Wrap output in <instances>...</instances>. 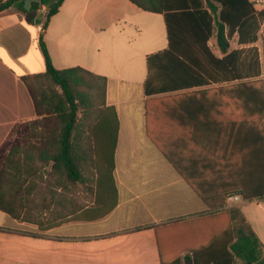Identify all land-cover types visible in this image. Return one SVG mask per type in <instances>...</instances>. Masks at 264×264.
Returning <instances> with one entry per match:
<instances>
[{"label":"crops","instance_id":"0c3cea01","mask_svg":"<svg viewBox=\"0 0 264 264\" xmlns=\"http://www.w3.org/2000/svg\"><path fill=\"white\" fill-rule=\"evenodd\" d=\"M166 1L165 12L153 13L129 0H63L50 18L43 41L52 65L106 79L105 107L118 121L117 204L101 219L47 230L0 211V264H186L229 229L232 207L264 251V198L243 196H264V143L232 122L229 94L207 90L244 79L223 73L213 80V68L201 61L208 74L198 78L207 84L174 87L183 80L171 68L158 77L170 89L146 92L147 57L169 49L165 13L197 3ZM250 1L264 9V0ZM46 12L39 9L40 23L27 25L14 7L0 11V147L15 126L38 118L21 77L45 71L38 39ZM238 39L233 33L229 51L247 58L257 40ZM208 47L222 57L214 34ZM230 194L239 200L227 201Z\"/></svg>","mask_w":264,"mask_h":264},{"label":"trees","instance_id":"16d2710c","mask_svg":"<svg viewBox=\"0 0 264 264\" xmlns=\"http://www.w3.org/2000/svg\"><path fill=\"white\" fill-rule=\"evenodd\" d=\"M129 1L153 13H163L168 7L166 0ZM62 2L39 0L25 11L24 0H0V11L14 7L24 15L27 25L40 23L37 12L47 7L38 39L45 71L21 77L39 119L15 126L0 147V211L11 219L34 224L40 230L65 221L101 219L117 204L113 154L118 121L115 111L105 107L106 79L81 67L56 69L43 41L46 26ZM165 20L169 49L147 57V93L170 89L160 84L158 77L161 71L171 68L180 69L183 80L174 87L207 84L198 78L201 71L208 74L201 61L213 68L209 74L213 80L215 75L223 73L226 77L230 73L231 81L261 75L264 56L261 64L256 49L251 48L247 58H242L239 50L229 51V39L235 32L240 43H254L261 28L264 34V9L256 11L250 0H197L191 10L165 13ZM213 34L221 58L214 56L208 47ZM207 90L231 96L232 122L245 118L257 120L261 129L252 127L250 138L257 134L264 143V78ZM79 111L83 112V121L78 118ZM90 112L95 113L93 122L88 121ZM44 121L47 124L42 126ZM34 126L42 131L38 140L36 136L34 141L32 136L17 137L19 129L26 134ZM107 138L112 142L106 149L108 156H102ZM98 140L100 147L96 144ZM90 179L94 183L96 203L92 207L69 210L64 204L69 202V190L85 185ZM228 215L229 229L199 255L194 252L193 259H186L187 262L236 264L239 259L242 264H264L262 244L241 210L232 207Z\"/></svg>","mask_w":264,"mask_h":264},{"label":"rangeland","instance_id":"374dc122","mask_svg":"<svg viewBox=\"0 0 264 264\" xmlns=\"http://www.w3.org/2000/svg\"><path fill=\"white\" fill-rule=\"evenodd\" d=\"M262 29V28H261ZM213 44V43H212ZM211 46V45H210ZM253 48H259L260 50L257 51L258 54H260V59H261V64L263 62V56H264V34L263 32L260 30L258 32V38H257V47H253ZM263 71V73H261V75L259 77H254V78H248V79H244L242 81H237V82H232V84H235V83H239V82H249V81H254V80H258V79H262L264 78V67L262 65V68H261ZM94 114L95 113H88V121L90 122H93L94 120ZM83 117V112L79 111L78 113V118L80 121H83L82 119ZM39 119V118H38ZM37 120V119H35ZM234 120V119H233ZM257 120H254V119H251V118H245V119H242L241 123L242 124H245L247 126V132L251 133L252 131V127H255L256 128H260L261 127L258 125V123L256 122ZM256 122V123H254ZM47 124V121H44L41 125L42 126H45ZM41 128L40 129H36L35 126L33 128H31L26 134L23 132V129H19L16 133L17 137H34L33 141L34 140H38V137H40V134L41 133ZM253 132V131H252ZM35 136L37 137L35 139ZM94 140H96L94 138ZM111 142L112 140L110 138H107L105 139L104 141V150L101 151V155L102 156H108V150H106L110 145H111ZM96 144L100 147V144L101 142H99V140L96 142ZM107 154V155H106ZM93 181L90 179L89 181H87V183L85 185H80V186H77L75 188H71L69 190V192L67 193V198H69V202L67 203H64L69 210H73L75 208H78V207H92L94 203H96V200H95V195H94V189H93ZM231 195V194H230ZM49 200V197L47 198ZM49 202V201H48ZM54 206V205H53ZM47 217H49V214H47ZM186 264H192L191 262H187ZM236 264H242V262L237 259L236 260Z\"/></svg>","mask_w":264,"mask_h":264},{"label":"water","instance_id":"95a60500","mask_svg":"<svg viewBox=\"0 0 264 264\" xmlns=\"http://www.w3.org/2000/svg\"><path fill=\"white\" fill-rule=\"evenodd\" d=\"M39 0H24L23 8L25 11H28L30 9L32 2H38Z\"/></svg>","mask_w":264,"mask_h":264},{"label":"built area","instance_id":"2783aa9c","mask_svg":"<svg viewBox=\"0 0 264 264\" xmlns=\"http://www.w3.org/2000/svg\"><path fill=\"white\" fill-rule=\"evenodd\" d=\"M239 200V196L238 195H229L227 196V201L231 202V203H235Z\"/></svg>","mask_w":264,"mask_h":264}]
</instances>
